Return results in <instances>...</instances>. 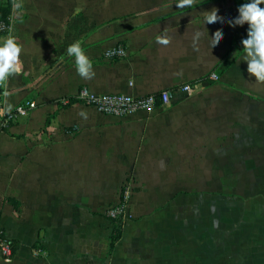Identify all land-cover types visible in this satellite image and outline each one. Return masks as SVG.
I'll return each mask as SVG.
<instances>
[{"label": "crops", "instance_id": "crops-1", "mask_svg": "<svg viewBox=\"0 0 264 264\" xmlns=\"http://www.w3.org/2000/svg\"><path fill=\"white\" fill-rule=\"evenodd\" d=\"M176 2L20 0L0 43L15 39L22 68L0 110L36 107L0 129V231L15 245L0 264H264V84L242 61L247 24L229 26L248 0ZM213 8L222 21L203 24ZM74 42L91 80L67 55ZM116 47L126 57L105 58ZM184 83L199 90L121 119L60 102L81 87L140 97ZM124 187L114 223L104 212Z\"/></svg>", "mask_w": 264, "mask_h": 264}, {"label": "clouds", "instance_id": "clouds-1", "mask_svg": "<svg viewBox=\"0 0 264 264\" xmlns=\"http://www.w3.org/2000/svg\"><path fill=\"white\" fill-rule=\"evenodd\" d=\"M195 3L196 0H177L175 6L178 9L191 8ZM261 5H264V0H248L238 8V16L229 21V26L236 27L247 24V38L241 41L242 61L246 62L247 73L250 77H254L255 83L264 84V7ZM19 6V4L16 5V7ZM221 21L218 9L213 8L203 12V24H215ZM201 35L199 31L194 33V43L199 41ZM222 38L223 33L219 30L209 38L212 49L220 43ZM156 42L162 46H167L171 42L166 30L164 34L156 37ZM66 51L68 56L74 58L76 73L82 79H93L95 76L93 65L80 43L74 42L68 46ZM21 53L22 47L12 37H8L0 43V87L6 88L9 78L21 71ZM111 54V52L106 53V55ZM11 110L12 106L6 102V107L0 111L7 114ZM81 115L86 118V114L81 113Z\"/></svg>", "mask_w": 264, "mask_h": 264}, {"label": "built area", "instance_id": "built-area-1", "mask_svg": "<svg viewBox=\"0 0 264 264\" xmlns=\"http://www.w3.org/2000/svg\"><path fill=\"white\" fill-rule=\"evenodd\" d=\"M11 5V14L8 18V23H0V33L7 34L10 31V23L13 14L18 10L17 4H20V0H6ZM111 52V55L106 53ZM105 53V58L115 61L125 58L127 51L123 47L113 48ZM218 79V75L215 72H211L207 77V80L215 81ZM196 83H184L179 87H173L169 89H163L161 91L147 94L140 97H133L126 94H92L86 87H81L76 95L73 97H67L60 99V102L64 106L71 105L74 102L82 103L88 107L95 109L97 112L103 115H109L115 118H124L137 112L150 113L159 108L170 106L179 97L184 95H192L198 91ZM36 107L34 101H25L18 105L14 111L10 113H3L0 115V129L7 128L11 122L17 117H27L28 114ZM128 198V190L124 187L121 194L120 204L117 206H111L104 212L105 216L110 219L118 220L125 213V201ZM15 245L6 239L0 231V256L8 261L12 258Z\"/></svg>", "mask_w": 264, "mask_h": 264}, {"label": "trees", "instance_id": "trees-1", "mask_svg": "<svg viewBox=\"0 0 264 264\" xmlns=\"http://www.w3.org/2000/svg\"><path fill=\"white\" fill-rule=\"evenodd\" d=\"M10 14H11V5L9 4V2H7L6 0H0V23L4 22L7 24ZM117 221L118 220H114L113 222L116 223Z\"/></svg>", "mask_w": 264, "mask_h": 264}]
</instances>
